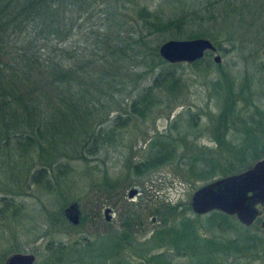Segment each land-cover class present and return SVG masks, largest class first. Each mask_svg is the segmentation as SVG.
I'll list each match as a JSON object with an SVG mask.
<instances>
[{
  "label": "trees",
  "instance_id": "obj_1",
  "mask_svg": "<svg viewBox=\"0 0 264 264\" xmlns=\"http://www.w3.org/2000/svg\"><path fill=\"white\" fill-rule=\"evenodd\" d=\"M172 1H181L177 12L163 15L144 0H0V215L11 205L16 212L12 199H7L19 195L22 184L54 189L71 170L67 161H85L101 147L116 144L120 128L131 118L143 120L158 108L172 109L180 90L188 88L178 71L184 65L198 76H208L212 69L221 73L220 63L206 58L210 52L191 63L163 61L157 41L149 39L153 33L172 30L183 39L205 37L222 54L245 50L244 57L264 75V0ZM215 74L208 82L217 96L218 112L191 113L187 106L186 116L191 124L195 116H207L211 125L205 129L211 131L216 148L187 147L181 137V145L193 151L186 155V172L203 183L245 169L236 168L264 152V141L251 134L264 124V113L256 110L257 117H249L254 124L250 128L236 110L239 100L253 101L251 88L245 90L249 82L241 81L235 88L224 75L223 87L221 74ZM239 128L244 138L234 143L242 132ZM175 143L161 135L148 139L143 157L130 161L131 171L142 175L183 160ZM206 221L211 227L228 226V217L217 211L209 212ZM130 231L125 228L118 237L109 234V240L128 244L133 241ZM194 231L195 225L182 219L152 231L148 238L162 247L172 246L178 254L181 240L190 234L198 240ZM82 244L88 252L95 250L87 241ZM77 247L72 244L68 252L81 250ZM62 252V247L54 250ZM163 252L148 259L167 264L159 261L164 260ZM73 259L87 264L77 256Z\"/></svg>",
  "mask_w": 264,
  "mask_h": 264
},
{
  "label": "rangeland",
  "instance_id": "obj_2",
  "mask_svg": "<svg viewBox=\"0 0 264 264\" xmlns=\"http://www.w3.org/2000/svg\"><path fill=\"white\" fill-rule=\"evenodd\" d=\"M144 4H149L150 9L159 7L163 15H169L177 12L181 1L174 3L172 0H144ZM149 39L152 43L157 41L159 45L167 39L183 38L175 36L174 31L167 30L162 34L153 33ZM221 46L229 49L226 44L221 43ZM245 52L227 50L222 54L216 51L222 71L219 73L212 69L213 73L208 76L205 73L198 76L191 67L184 65L178 71L182 72V80L187 83L188 88L186 91L180 90L178 98L172 101V109L158 108L143 120L131 118L126 127L120 128V139L116 144L110 143L111 145L101 147L85 161H67L71 170L54 189L34 183L19 186L20 194L7 199H12L13 206L17 207L16 212L12 211L10 204L2 216L0 215V262L3 263L4 258L12 252H27L34 255L33 264H78L73 259L74 256L81 258L80 263L87 264H152L155 260L148 259V256L164 251V260L159 261L167 264H264V252L258 251L260 248L250 250V254L244 253V250L239 251L241 241L234 245L229 244L228 249L233 254L216 252L213 259L210 248L214 243H221L224 247L231 238L232 232L229 231L245 230L237 225L233 216L226 215L229 224L235 226L234 230H230L229 225L224 229L218 228L216 223L209 226L206 221L208 213H192L189 206L190 196L203 181L189 177L186 172V155L193 151L181 145V137L184 136L187 147H205L208 150L216 148V144L210 139L211 131L205 129L211 125L207 116H195L193 124L186 116L187 106L191 113L208 112L213 115L218 112L219 102L208 82L215 73L221 74L219 79L223 81V87L225 81L227 82L224 75L230 77L235 88L241 81L249 82L245 90L251 88L253 101L244 103L239 100L236 106L241 119L246 120L247 127H254L249 117H257L256 110L264 113V75L261 77V73L254 70L250 59L244 57ZM211 56L212 54L206 58L211 61ZM258 80L262 81L260 85ZM161 95L164 97V92ZM181 111L185 115L177 118L176 115ZM236 126L239 127L237 124ZM261 129H264V124L256 127L251 134L264 141V131ZM157 135L175 140L179 152L185 155L184 159L163 163L142 175L133 173L130 161H139L146 151L148 139L153 140ZM243 136V130L239 131L232 142H240ZM221 154H225V151ZM259 159H264V152ZM253 162L254 160L247 159V164L238 165L236 169L245 168ZM13 170L7 171V174H12ZM105 182L109 183L105 185ZM130 188L137 190V195L131 200L126 197ZM100 201L103 205L111 204L116 208L108 224L109 228H120V231H116V237L123 233V229H132V242L116 245L109 240V232L103 235L100 231L104 222H100L103 219L102 210L99 215L94 214V206H98ZM70 202L77 204L80 217L72 230H69L71 226L63 217V209ZM169 206L175 209H170ZM182 219L190 220L195 225L194 233L198 240L193 234L181 240L178 243L180 253L175 254L172 246L162 247L159 243L155 244L156 241H149L152 231L165 225H177ZM127 220L131 223L129 227L125 223ZM258 229L256 221L246 231ZM110 232L111 236H115L114 231ZM260 236L264 241V235ZM84 241L93 244L95 250L88 252L83 249ZM72 244L81 250L68 252ZM57 247H62L64 252L54 253ZM58 254L59 260L56 258Z\"/></svg>",
  "mask_w": 264,
  "mask_h": 264
},
{
  "label": "water",
  "instance_id": "obj_3",
  "mask_svg": "<svg viewBox=\"0 0 264 264\" xmlns=\"http://www.w3.org/2000/svg\"><path fill=\"white\" fill-rule=\"evenodd\" d=\"M212 54L213 63H219L213 43L205 37L188 39H167L157 47L158 56L167 63H191L201 59L205 53ZM250 192V196L247 193ZM135 188H130L126 196L132 198ZM264 198V159L254 161L245 170L217 177L197 187L190 196L189 206L196 215L218 211L225 215L235 214L236 219L245 225L249 224L254 215V203ZM106 220L109 219L108 208L103 211ZM63 217L71 225L79 222V210L75 202H70L63 209ZM34 255L27 252H12L2 264H33Z\"/></svg>",
  "mask_w": 264,
  "mask_h": 264
},
{
  "label": "flooded vegetation",
  "instance_id": "obj_4",
  "mask_svg": "<svg viewBox=\"0 0 264 264\" xmlns=\"http://www.w3.org/2000/svg\"><path fill=\"white\" fill-rule=\"evenodd\" d=\"M251 165H249L248 167L246 168H249ZM245 168V169H246ZM245 169H242V170H245ZM241 170V171H242ZM137 192V190H136ZM127 193V192H126ZM250 192L247 193V196H250ZM137 195V193L135 194ZM134 195V196H135ZM127 197V196H126ZM133 198V197H132ZM129 199V198H128ZM131 200V198L129 199ZM249 203H254L253 204V208L255 209V215L252 219V221L245 225L243 223H240L237 219H236V216L235 214H231V215H227V216H233L235 218V220L237 221V225L242 228L243 230L245 231H236L238 233H236L235 231H229L232 232L231 234V238L228 239L227 241V244L226 246L223 247V245H221V243H214L210 250L212 252V256L214 257L213 259H215V255H216V252H221V253H226V254H233V251L231 253L230 249L229 248V244H236V243H239V241H241L240 243V246H241V249L238 248L239 251H242L244 250L243 252L246 253V252H250V250H256L257 248H260V250L258 251H263L264 252V241L262 240V237L260 235H264V198L262 199H259L257 201H254L252 199H248L247 200ZM103 202L100 201L98 202V206H94V208L96 209L94 214L95 215H99V212L100 210H102V221L100 219V222H103L102 223V226H101V229L100 231H102L103 235H107L106 233L109 232L108 234H111L110 231H114L113 233H115V235H117L118 232L116 231H120V228L118 229L117 227H113V228H109L108 224H110L111 222V219H112V213H114L116 211V208L115 206H111L110 205H106V204H102ZM105 208H108V215H109V219L106 220L105 217H104V214H103V211ZM67 221V220H66ZM256 221H258V226H259V229L257 231H246L249 227H251ZM69 223V222H68ZM70 224V223H69ZM228 229L230 230H234L235 229V226L234 225H231L229 224L228 222ZM70 228L69 230H72V227H74V225H71L70 224ZM227 228V227H226ZM96 230V229H95ZM228 232V231H227ZM235 234V235H234ZM238 234V235H237ZM233 235V236H232ZM252 240H251V239ZM116 241V239H115ZM185 246V245H184ZM236 250V251H238ZM241 252V253H243ZM250 254V253H249ZM264 255V254H262ZM191 256V255H190ZM214 264H217V263H214Z\"/></svg>",
  "mask_w": 264,
  "mask_h": 264
}]
</instances>
